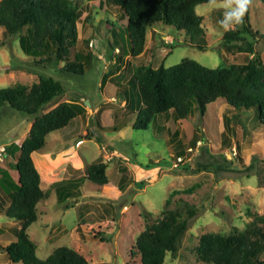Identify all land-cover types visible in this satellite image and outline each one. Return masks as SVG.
Wrapping results in <instances>:
<instances>
[{"label": "rangeland", "instance_id": "obj_1", "mask_svg": "<svg viewBox=\"0 0 264 264\" xmlns=\"http://www.w3.org/2000/svg\"><path fill=\"white\" fill-rule=\"evenodd\" d=\"M71 1L82 15L76 23L78 42L71 48L69 57L73 60L76 52L90 51L93 58L85 64L84 72H66L61 69L65 66L62 62L46 67L35 64L20 50L17 36H8L0 28V88L15 84L30 86L38 81L39 75H51L61 81L67 99L82 98L76 101L89 109L110 97L115 85L107 82L101 89L100 81L103 73L115 67L110 32L118 31L122 17L115 9L106 11L103 4L95 1ZM222 3L223 0H210L195 7L202 19L206 50L191 45L184 32L155 24L147 30L144 51L138 57L124 59L116 70L118 82L125 83L139 64L157 68L162 63L169 67L182 59H192L217 68L241 63L249 45L264 63V0H252L247 21L244 17L243 23L233 29L236 37L231 41L232 47L222 41L226 32L221 26L225 12ZM109 24L113 25L112 29ZM83 39L89 41L90 47ZM227 106L223 98H218L207 105L204 116L195 111L181 119L177 126L183 132L182 156L175 155L173 143L167 139L169 124L158 129V125H164L161 114L146 129H134L130 120L120 117L115 126L114 118L104 111L100 114L103 127H98L88 114L85 136L82 125L76 121L66 129L49 133L42 152H54L50 156L52 163L47 157L36 160L37 167L33 162L40 178L46 180V174L51 171L65 179L80 177L83 181L68 185L60 201L56 200L58 193L55 195L50 187L46 189L49 196L39 203V216L27 229L36 245L37 257L44 259L54 248L65 246L92 263L140 264L134 240L146 225L161 216L167 199L174 207L182 198L198 211L189 220L176 253H166L163 264H203L197 261L194 252L202 234H228L244 229L256 216L264 218V129L255 110L239 113ZM31 120L33 117L15 110L1 109L0 146L18 144ZM68 128L74 133L63 135ZM194 136L200 138L199 145L193 142ZM205 146L209 147L205 149ZM69 147L83 164L106 163L105 189L86 179L87 165L76 171L70 163L57 161L56 153ZM1 148L0 166L8 167L12 157L4 155ZM121 166L124 172L119 171ZM12 175L17 179L15 172ZM122 175L124 180L119 182ZM115 188L118 191L114 197ZM15 223L8 218L0 220V264L9 263L2 248L15 240Z\"/></svg>", "mask_w": 264, "mask_h": 264}, {"label": "trees", "instance_id": "obj_2", "mask_svg": "<svg viewBox=\"0 0 264 264\" xmlns=\"http://www.w3.org/2000/svg\"><path fill=\"white\" fill-rule=\"evenodd\" d=\"M86 1L102 3L122 17L118 31L111 30L109 42L111 50L117 48L113 55L117 69L125 56L135 58L144 51L147 30L155 24L184 32L189 43L199 50L208 48L202 19L195 7L210 0ZM81 15L82 11L71 0H0V28L8 36H17L18 46L25 56L44 67L62 62L65 65L62 70L75 74H82L85 64L88 65L93 58L90 51L76 52L73 60L69 57L71 48L78 42L76 23ZM109 27L112 29L113 25L109 24ZM235 37L236 32L229 30L222 41L232 47L231 41ZM83 42L87 47L90 45L89 41ZM245 52L243 62L217 68L206 67L192 59H182L169 67L162 63L157 68L136 65L127 86L135 89L140 97L131 127L146 129L158 115L169 111L175 120L185 119L195 111L204 116L208 104L223 98L227 107L235 112L255 110L264 129V63L251 45ZM116 79V90L120 95L122 88L119 77ZM106 80L107 76L101 78V82ZM64 94L61 81L51 75H39L38 81L30 86L15 84L0 88V110L9 108L33 117L23 141L19 145L7 146L12 150L7 154L14 161L10 169L17 172V181L6 170L0 169V193L7 198V206L0 210V215L19 222V228L14 231L15 240L2 248L14 264H109L89 262L65 246L54 248L47 257L40 259L36 255V245L27 233L28 227L37 220V204L49 196V190L40 187L41 178L32 154L42 151L49 133L64 128L72 119L85 114L82 103L69 100L40 114ZM125 101L129 102L127 95ZM199 140L194 136L195 144ZM106 168L102 161L90 163L86 166L85 177L93 184L106 185ZM119 171L124 172V166L119 167ZM65 181L56 182L50 188L54 189ZM177 193L185 191L174 192ZM170 204L167 199L161 216L136 236L133 245L140 264H163L166 253L174 255L189 220L198 211L182 198L174 207ZM194 252L197 261L203 264H264V218L256 216L244 229L228 234L204 233Z\"/></svg>", "mask_w": 264, "mask_h": 264}, {"label": "crops", "instance_id": "obj_3", "mask_svg": "<svg viewBox=\"0 0 264 264\" xmlns=\"http://www.w3.org/2000/svg\"><path fill=\"white\" fill-rule=\"evenodd\" d=\"M99 5H102V3H99ZM103 8H104V10L105 9H108L106 5H104ZM84 40H86V39H83V41ZM115 51H117V48H115L114 50H112L113 55H114ZM127 57H129V56H125L124 59H126ZM116 70H117V67L115 66L114 69L112 68V69H110V70H108V71H106L105 73L102 74V77L107 76V80L105 82H101L100 81V88L101 89H104L105 88L107 82H111V83H113L115 85V83L113 81L115 80V82H116V80H117L116 77L119 75L118 73L117 74L115 73V72H117ZM128 80L125 83L124 82H119L121 84V88H122L121 89L122 90V93H121L122 95L121 94L120 95L118 94V92L116 90V85H115V89L113 90V93L110 92V94H109L110 97L108 99L106 98L105 101H103L100 106H96L94 109H89L88 107L84 106L85 107V114L83 116H77V117H75L69 123H73V122L76 121L77 124H81L82 125V132H83L84 136L87 133L86 127L89 124L88 123V114L92 118H94L93 120H95V124L98 127H103V125L101 123V120H100V114H101V112H104V111H106V113L109 114L110 117H113L114 118V125L115 126L117 125L116 124V121L119 120L120 118L130 120V122L132 124V122H133V120L135 118V110L139 106V99H140V97L137 94V91L135 89H133L132 87H127L128 84L130 85V83L128 82ZM123 85L126 86V88H124ZM126 95L129 97V102L128 103H126V101H125V96ZM66 97H67V94H64L61 99L56 100V101H54V103H52L51 105H49L50 107H48L47 110L51 109L52 107H54L57 103H59L61 101L69 100V101L79 102V101H76V100H81L82 99V98H80V99H76L75 98L76 100H74V98L67 99ZM79 103H82V102H79ZM115 104L117 106H114ZM163 121H164V125H158V129L165 128V126H167L166 125L167 123L172 127V129H170L169 125L167 126V132H168L167 139L170 142L173 143V152H175V155L176 156H180V155L182 156V151H183L182 150V147H183V144H182L181 141H182V137H183V132H181V128L179 126H177V124H179V122L181 121V119L175 120L173 118L172 113L169 111L166 114H163ZM31 124H32V120H31V122L29 124V127L26 130V133L20 139V141H19L18 144H15L14 142H11V143H5V146L4 145H1L0 147H2L4 149V148H7V146L10 145V144L19 145L23 141V139L25 138V136L27 135V133H28L30 127H31ZM230 126H233L232 123H231ZM66 128H67V125L64 128L60 129V130H63V129H66ZM63 132H65L63 135L67 136L68 134L69 135L73 134L74 133V130H71L70 128H68V130L63 131ZM226 142L228 143V141H226ZM207 145L208 144L206 142V146ZM222 145H223V143H221V145H219V146L221 147ZM224 145H226L225 142H224ZM206 146L204 147L205 149H207L209 147V146L208 147H206ZM8 151H12V150H9V148H7L6 150H4V153L3 154L4 155H8V156L11 157V155L7 154ZM75 152H76L75 150H71V148L69 147L68 149H65V151H59V152H57L58 154L56 153V155H58V157L56 159H58L57 161L58 162H61V163H63V162L70 163L72 165V167H74V170H76V171L79 170L80 171V169L84 165H88V163L83 164L80 161H78L77 155L75 154ZM53 153L54 152H46V151L45 152H42V151H40V152H34L32 154V159H33V162L36 164V167H37L36 160H39L40 158H46L47 157L46 159L49 160L48 162L49 163H52V159H50V156H52ZM45 162H46V160H45ZM7 164H8V167H6V166H0V169L6 170L11 175V177L15 181H17V179L13 177L12 171L15 172L16 175H17V172L15 170H13V169H10V165L12 164V162L10 163L8 161ZM55 166H57V165H55ZM17 178H18V176H17ZM47 178H49V180H47ZM79 178L76 177L75 179H72V178L71 179L70 178L69 179L68 178L65 179L64 177L60 176V174L59 175L58 174H52V172L50 171V172H48L46 174V178H45L46 180H42L41 179L40 187L43 190H46V189H48V187H50L52 184H55L56 182H59V181H62V180H67L68 182L65 181V183H63L60 186H56L53 189V193H55V195H56V193H58V197H56V200L57 201H60L63 193L66 191L65 188H67L68 185L76 184L78 180L83 181V180H81ZM122 180H124V175L120 176L119 182H121ZM41 185H44V186L42 187ZM106 185H103L102 188L105 189L106 188ZM116 191H118V190H116V188H115V190H113V194H112L114 197H115ZM51 197L52 196L50 195V198ZM39 203L37 204V210H38L37 218L39 216V209H38ZM6 206H7V198L5 197V195H3L2 193H0V210L3 211ZM4 219H6V218L3 217V216L0 218V220H4ZM15 222H16L15 225H17V229H18L19 228V222H17V221H15ZM14 230H16V229H14ZM1 232H2V227L0 226V233ZM7 258H8V256H7ZM8 261H9V263H7V264H14V263H12L9 260V258H8ZM15 264H21V263H15Z\"/></svg>", "mask_w": 264, "mask_h": 264}, {"label": "clouds", "instance_id": "obj_4", "mask_svg": "<svg viewBox=\"0 0 264 264\" xmlns=\"http://www.w3.org/2000/svg\"><path fill=\"white\" fill-rule=\"evenodd\" d=\"M251 4L252 0H223L222 7L225 12L221 26L224 30H233L241 25Z\"/></svg>", "mask_w": 264, "mask_h": 264}, {"label": "built area", "instance_id": "obj_5", "mask_svg": "<svg viewBox=\"0 0 264 264\" xmlns=\"http://www.w3.org/2000/svg\"><path fill=\"white\" fill-rule=\"evenodd\" d=\"M196 143H198V145H199V143H200V141H197ZM1 151H4V149L3 148H1ZM182 158L181 157H179L177 160L178 161H180Z\"/></svg>", "mask_w": 264, "mask_h": 264}]
</instances>
